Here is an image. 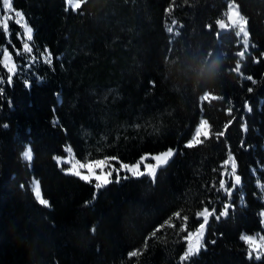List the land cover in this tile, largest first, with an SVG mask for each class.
<instances>
[{"label":"trees","instance_id":"obj_1","mask_svg":"<svg viewBox=\"0 0 264 264\" xmlns=\"http://www.w3.org/2000/svg\"><path fill=\"white\" fill-rule=\"evenodd\" d=\"M78 1L11 0L30 60L0 0V48L17 64L9 78L0 54V264H264L242 239L264 238V0ZM231 1L248 46L220 30ZM201 119L209 135L191 143ZM68 146L81 162L177 152L154 179L97 191L57 162Z\"/></svg>","mask_w":264,"mask_h":264},{"label":"rangeland","instance_id":"obj_2","mask_svg":"<svg viewBox=\"0 0 264 264\" xmlns=\"http://www.w3.org/2000/svg\"><path fill=\"white\" fill-rule=\"evenodd\" d=\"M4 11L2 16V25L7 34H11V24H15L21 30V40L23 43V54L28 55L26 57L30 60H34V55L32 53L31 41H32V29L27 24L24 16L21 12L15 10L12 6L11 0H3ZM68 6L76 9L80 6L81 2L78 0H67ZM236 28L237 33L240 36L242 42L248 46L249 44V33L246 18L241 14L239 6L231 1L229 3L228 9L220 21V30L224 31L226 29ZM166 30L169 34L175 37L178 34L179 26L173 20L169 19L166 23ZM2 65L9 74L11 78L17 71V64L7 49V47L0 48ZM44 61H49L50 56L44 54L42 56ZM5 80L0 78V84L4 83ZM209 135V126L204 119L200 120L199 126L194 133V137L191 143H197L202 137ZM176 149H169L156 154H145L139 161L132 164L121 163L118 160H98L92 162H81L77 160L74 152L70 146L66 148V155L64 157H57V162L64 167V171L69 174H73L85 181L94 182L97 187V191L104 186H107L111 181L115 179H120L122 177H141L148 175L155 178L158 170L165 166L168 161L176 154ZM32 151L30 146H27L23 158L25 161L32 162ZM225 173L227 177H230L232 173L236 170L235 162L233 157L225 163ZM32 189L35 193L37 200L44 205H47L45 201L39 181L33 177L31 182ZM204 226L198 229L196 232L189 236V252L194 253L199 247L202 236L204 237V232L206 231V223ZM242 239L246 242L249 255L257 259L261 258L264 254V238L258 234H246L242 235Z\"/></svg>","mask_w":264,"mask_h":264}]
</instances>
